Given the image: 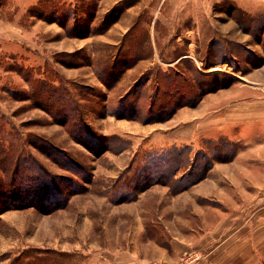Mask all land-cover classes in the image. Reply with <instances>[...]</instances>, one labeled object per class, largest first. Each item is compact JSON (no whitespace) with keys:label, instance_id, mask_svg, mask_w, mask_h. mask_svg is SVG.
Wrapping results in <instances>:
<instances>
[{"label":"rangeland","instance_id":"1","mask_svg":"<svg viewBox=\"0 0 264 264\" xmlns=\"http://www.w3.org/2000/svg\"><path fill=\"white\" fill-rule=\"evenodd\" d=\"M261 106L264 0H0L2 149L66 197L0 211V264H108L131 248L197 264L172 251L212 240L193 209L230 201L234 233L240 207L264 205V181L242 172L264 164Z\"/></svg>","mask_w":264,"mask_h":264},{"label":"crops","instance_id":"2","mask_svg":"<svg viewBox=\"0 0 264 264\" xmlns=\"http://www.w3.org/2000/svg\"><path fill=\"white\" fill-rule=\"evenodd\" d=\"M195 12V11H194ZM129 29V28H128ZM127 29V30H128ZM260 120H264V107L261 106ZM249 122L251 118L244 119ZM261 159L264 155H259ZM264 160V159H263ZM243 175L251 177L256 175L260 181L250 179L252 182L264 181V164L259 167L246 166ZM245 202H248V195L240 194ZM253 200L261 202L264 200V193L254 194ZM229 202H224L223 207H197L193 210L194 216L202 217V221L207 226L206 233H212V240L207 238V234L200 235L193 243L186 242L185 245L175 244L174 250L185 249L189 254H196L200 257L197 264H261L264 260V205L258 209H247L248 207H240L238 229L232 233L235 225L231 223V207ZM231 203V202H230ZM254 205V204H253ZM225 206V207H224ZM250 206V205H248ZM236 222V221H235ZM237 232V233H236ZM205 244V245H204ZM188 248V249H187ZM131 248L127 251L118 253L119 259L109 262L108 264H142L146 262V256L141 251ZM154 258L162 259L169 262L171 253L166 249H158ZM178 252V251H177ZM175 255V254H174ZM122 258V259H120ZM174 259V256H173Z\"/></svg>","mask_w":264,"mask_h":264},{"label":"trees","instance_id":"3","mask_svg":"<svg viewBox=\"0 0 264 264\" xmlns=\"http://www.w3.org/2000/svg\"><path fill=\"white\" fill-rule=\"evenodd\" d=\"M83 131L85 132V135L82 137L80 136V139L85 140V142L81 141V143L87 145V140L94 145L91 149L97 151V149L101 147L100 145L103 143V139L101 137L97 138L90 130H88V128H83ZM171 151H176V149H172ZM18 157H15L13 153L10 155L4 153L0 142V163H2V168L6 175L4 178L0 177V211L5 212L10 209L35 207L42 212L49 213L65 206L66 197L62 196L60 191H56L55 186L51 192L48 191L45 195H43L42 187L39 188V185H44L45 183H52L55 185L53 180H56V178H49L48 181L43 175H36L34 168L27 167V164H32L31 161H33V159L30 158V161H26L23 156ZM162 160H166L164 156H158L157 160L149 154L145 166H153L156 168L157 166H160L159 164ZM41 169L44 170L42 167ZM17 171L21 172L18 176ZM144 176L145 175L143 174L141 177ZM151 176L153 177L155 175L151 173ZM155 182L156 181H151L150 183ZM150 183H147V185Z\"/></svg>","mask_w":264,"mask_h":264},{"label":"bare ground","instance_id":"4","mask_svg":"<svg viewBox=\"0 0 264 264\" xmlns=\"http://www.w3.org/2000/svg\"><path fill=\"white\" fill-rule=\"evenodd\" d=\"M213 66H214V65H213ZM215 69H217V68H213V70H215ZM213 70H212V71H213Z\"/></svg>","mask_w":264,"mask_h":264}]
</instances>
